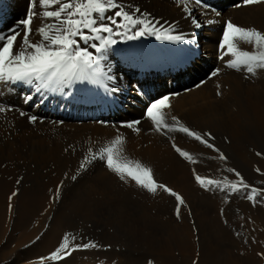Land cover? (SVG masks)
<instances>
[{"label":"bare ground","instance_id":"1","mask_svg":"<svg viewBox=\"0 0 264 264\" xmlns=\"http://www.w3.org/2000/svg\"><path fill=\"white\" fill-rule=\"evenodd\" d=\"M119 2L126 9L139 7L141 13L150 14L149 19L158 20L165 27L171 25L173 34L183 35L185 39L176 42L146 36L125 41L114 37L117 43L111 46L106 59L100 62V66L114 80L101 77V83L73 81L71 85H53L40 92L35 91L36 82L32 85L23 82L0 83V105L12 109L0 113V156L15 154L20 156L18 158L38 156L40 159H64L62 164L67 166L68 159L83 158L89 148L95 151L97 143L103 147L121 135L124 138L123 149L130 159L151 168L153 178L158 183L172 175L176 181L168 183L169 187L180 191L186 203L215 208V216L205 211L204 219H201L208 233L212 234L213 229V233H228L238 238L241 232L225 221L234 219L245 224L251 234L252 247L246 246L247 250L237 264H253L256 259L263 261L264 202L257 198V203L253 205L247 199L236 198L240 208L237 211L225 193L214 189L211 191L218 194L208 195L209 191L196 182L194 172L211 179L227 177L235 180V174L226 171L233 168L250 186L264 189V175L261 174L264 173V71H258L256 75L257 83L262 87L259 89L249 82L245 72L227 68L225 62L228 57L220 59L218 48L225 23L229 20L264 32V5L237 7L241 0H202L220 13L216 16L210 10L205 13L190 0L189 7L194 9L193 18L201 24L200 28H196L176 0ZM29 7L30 0H0V34H7L10 28L17 26L18 21L25 19ZM106 15H111V12ZM209 19L214 23L208 24ZM40 24L41 21L35 19L33 27L38 28ZM32 39L35 41L39 37L34 35ZM193 40L195 43L191 42ZM242 47L250 50V46ZM89 50L95 55L94 49ZM215 69L220 70L219 74L212 77L211 72ZM28 96L32 99L27 100ZM164 96L170 97L171 107L166 110L169 119L175 116L191 130L211 133L214 139L209 142L227 157L226 161L219 160L218 153L183 133L163 135L154 130L151 122L145 118L146 108ZM21 111L26 115L21 116ZM30 116L37 117L36 123L29 121ZM134 120L141 121L137 126L138 132L123 126ZM173 143L189 151L198 163L185 161L175 152ZM258 152L262 155L258 156ZM256 169H260V172ZM3 177L0 178V243H3L0 246V264L15 263L13 251L23 249L25 244L29 245L22 255L37 263L72 264L78 256H81V260L75 264L102 259L105 253L92 249L79 253L72 251L71 255L55 263L48 259L42 261L41 258L50 256L59 247L65 234L76 237L71 247L87 240L93 242L94 237L89 235L93 230L82 225V217L71 218L82 206L80 203L75 206L71 204L73 208H59L51 212L46 234L33 242L36 231L29 223L39 217L42 207L48 211L51 203L45 202L53 200L49 186L56 179H41L35 185V178L29 181L25 178L16 184V181ZM26 182L31 183L26 185ZM14 190L18 193L12 195L10 201L8 196ZM143 190H131L129 196L141 199ZM129 199L132 200V197ZM172 199L169 200L176 203L175 198ZM11 203L16 204L15 208H10ZM11 217L12 228L5 235L6 227L3 224L9 223ZM19 230L21 234L15 236L14 232ZM242 237L236 239L240 240L239 244H243ZM31 242L33 246H30ZM187 247L192 246L187 244ZM131 261V257H123L120 264H131ZM223 261L212 253L205 264H223Z\"/></svg>","mask_w":264,"mask_h":264},{"label":"snow or ice","instance_id":"2","mask_svg":"<svg viewBox=\"0 0 264 264\" xmlns=\"http://www.w3.org/2000/svg\"><path fill=\"white\" fill-rule=\"evenodd\" d=\"M191 2L204 9L205 13L210 10L216 16L220 15L202 0H191ZM176 3L192 19L196 28H200L201 24L193 18L194 9L189 7L190 0H176ZM256 5H264V0H241L236 6ZM110 12L111 15H106ZM149 15L141 13L139 7L126 9L119 0H30L26 18L18 21L17 26L10 28L7 34H0V83L23 82L32 85L36 82L35 91L40 92L41 89H49L53 85H71L73 81L101 83V77L114 80L115 78L109 76L108 72L100 66V62L106 59L107 51L117 43L114 37L125 41L139 40L146 36L155 37L156 40L176 42L185 39L183 35H174L171 25L165 27L160 21L149 19ZM35 19L41 21L38 28L33 27ZM207 23L212 24L214 21L209 19ZM34 35L39 39L33 41ZM191 42L195 43V40ZM82 44L84 46H81ZM242 45L250 46V50ZM218 48L220 59L228 57L225 62L227 68L238 72L243 71L253 76L258 71H264V32L257 28L244 27L234 24L231 20L227 21ZM89 49H94L95 55ZM219 71V69L213 70L211 76H217ZM26 99L31 100L32 97L28 96ZM170 107L168 96L154 100L147 106L145 118L151 122L156 132L163 135L183 133L207 149L218 153L219 160H227V157L209 142L214 139L211 133L202 134L191 130L175 116L169 119L166 110ZM11 110V108L0 105V113ZM20 115L26 114L21 111ZM28 119L33 124L37 121L36 116H30ZM140 123V120H134L123 126L138 132L137 126ZM123 144L124 138L117 135L97 151L89 148L88 154L81 162V169L99 159L104 161L106 167L122 181L127 182L130 179L137 186L152 194L162 190L175 198V213L179 219L181 207L186 206L184 198L173 189L158 183L153 178L151 168L138 160L129 159L124 154ZM172 147L185 161L192 164L198 163L189 151L183 150L175 143ZM257 155L262 154L258 152ZM226 171L234 173L236 179L229 180L227 177L222 180L211 179L195 172L194 176L196 182L206 191L215 189L233 194L248 190L245 198L253 205L257 203L258 197L260 202H264V189L250 186L244 177L233 168H228ZM256 171L260 172V169ZM261 174L264 175V173ZM72 179L76 177L73 176ZM12 195L15 196L16 193ZM56 195L59 196V188H57ZM75 239L74 235L65 234L59 247L50 256L41 258V260L60 261L71 255V252L77 248L98 247L92 242L71 247ZM149 264L152 262L149 261Z\"/></svg>","mask_w":264,"mask_h":264},{"label":"rangeland","instance_id":"3","mask_svg":"<svg viewBox=\"0 0 264 264\" xmlns=\"http://www.w3.org/2000/svg\"><path fill=\"white\" fill-rule=\"evenodd\" d=\"M246 75H248L247 78L250 83L257 85L259 89L262 88L257 83V74L253 76L246 73ZM100 145V143H97L94 146V150L97 151ZM124 154L130 159L127 152L124 151ZM18 157L20 156H16L15 154L0 156V178L4 176L9 180L16 181V184H19L25 178L26 181L35 178L37 179L34 181L35 185L36 182H41V179H47L49 181L56 179L52 184L50 183L51 187L49 186L50 193H52L50 196L53 197V200L49 199L45 202L51 203L48 211H46L47 209L44 210L45 208L43 207L39 210L40 207H38L39 217L31 220L29 223L30 227L36 231L32 241L35 242L42 235L46 234L45 229L48 228L51 212H55L61 208H73L77 203H80L82 207H80L76 214H72L71 218L79 219L82 217L81 222L84 220L82 225L93 230V233H87H91L89 235L94 237L92 243L97 244L98 247L87 249L77 248L76 251L79 253L97 249L105 253L104 256L102 255V259L89 262L88 264H120L123 257H131V264H149V261L152 264H205L212 253H215L222 261L224 260L223 264H234L235 261V264H237L243 258L244 251L247 250L246 246L249 245V248L252 247L251 234L247 231L245 224L239 222V220L233 219L229 221V219L224 218L226 219V223L228 221L227 225L241 232L243 244H239L240 240H236L241 238V236L238 238L232 237L228 233L221 235L218 232L213 233V229L212 234H210V232L208 233L204 229L205 227L201 219H204L205 211L215 216L217 214L215 208L200 206L195 203H186V206L181 207V215L178 219L175 213L176 203L171 202L174 197L164 193L162 190H158L156 194L149 193L146 189L143 190V188L137 186L130 179L127 182L120 180L115 173L106 167V163L99 159L92 161L91 164L81 169V162L85 156L83 158L79 157L76 160L70 159L69 161L68 159L67 166L62 164L64 163V159L52 158L50 160L49 157L40 159L38 156V158L36 156V158L30 156L32 159L27 156H25L26 158ZM63 169L64 171H62ZM2 172L6 173V175ZM73 176L76 179L73 180ZM174 179L171 175L170 177H165L159 183L169 187L168 183L176 181ZM30 183L26 182V185ZM57 188H59L58 197L55 195ZM135 189L143 190V197L141 199L136 196H129V192L131 190L135 191ZM171 189L183 196L180 191L174 188ZM247 191L233 194L223 192L222 194L225 193L227 195L229 203L233 204L235 210L238 211L240 208L237 206L238 202L235 199H246ZM14 192L16 194L18 193L17 190H14L8 196L10 201H12V194ZM187 194L190 193L187 192ZM215 194L218 193L214 191L208 192L210 196H215ZM130 197H132V200L129 199ZM11 204L10 208H15L16 204ZM12 221L13 218L11 217L9 223L5 222L3 224L7 232H5V235L11 231ZM43 222L44 226L41 227ZM21 232L19 230L14 232V234L16 233L15 236H19ZM218 234L220 237H218ZM89 241L87 240L86 242L78 244L82 245L89 243ZM2 244L0 243V246ZM78 244L76 243L74 247ZM187 244L192 247H187ZM27 245L29 244H25L23 249L21 247L13 251L12 258L16 261L13 264H44L45 262H34V259H25L22 253L26 250L24 248H27ZM30 246H33V244ZM231 258L234 260L233 262H230L232 260ZM79 260H81V256H78L72 264L78 263ZM50 262L55 263L52 260ZM252 263L264 264V260L256 259Z\"/></svg>","mask_w":264,"mask_h":264}]
</instances>
